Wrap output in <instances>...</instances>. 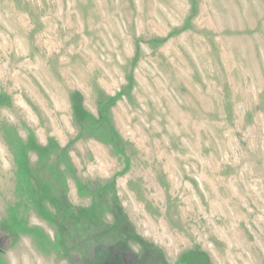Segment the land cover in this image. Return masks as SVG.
I'll return each mask as SVG.
<instances>
[{"label": "rangeland", "instance_id": "1", "mask_svg": "<svg viewBox=\"0 0 264 264\" xmlns=\"http://www.w3.org/2000/svg\"><path fill=\"white\" fill-rule=\"evenodd\" d=\"M0 264H264V0H0Z\"/></svg>", "mask_w": 264, "mask_h": 264}]
</instances>
